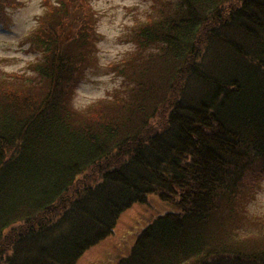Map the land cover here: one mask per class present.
I'll return each instance as SVG.
<instances>
[{
    "label": "trees",
    "instance_id": "obj_1",
    "mask_svg": "<svg viewBox=\"0 0 264 264\" xmlns=\"http://www.w3.org/2000/svg\"><path fill=\"white\" fill-rule=\"evenodd\" d=\"M151 2L121 86L86 109L90 0H44L34 74L0 76V264H75L150 194L179 212L116 264H264V235L232 224L264 177V0Z\"/></svg>",
    "mask_w": 264,
    "mask_h": 264
},
{
    "label": "rangeland",
    "instance_id": "obj_2",
    "mask_svg": "<svg viewBox=\"0 0 264 264\" xmlns=\"http://www.w3.org/2000/svg\"><path fill=\"white\" fill-rule=\"evenodd\" d=\"M20 5L8 6L0 17V76L33 75V67L42 53L31 47L28 35L44 13V0H17ZM96 12L99 41L95 45L92 64L72 94V104L83 110L99 99L109 97L121 86L122 78L111 66L133 50L131 27L136 17L151 10V0H90ZM242 204L244 216L232 224L243 232L264 235V177ZM179 212L172 204L150 194L145 203L133 205L121 214L114 232L91 247L75 264H116L127 257L138 235L157 217Z\"/></svg>",
    "mask_w": 264,
    "mask_h": 264
}]
</instances>
